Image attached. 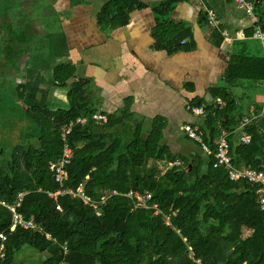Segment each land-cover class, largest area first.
Listing matches in <instances>:
<instances>
[{
    "label": "trees",
    "instance_id": "16d2710c",
    "mask_svg": "<svg viewBox=\"0 0 264 264\" xmlns=\"http://www.w3.org/2000/svg\"><path fill=\"white\" fill-rule=\"evenodd\" d=\"M188 1L160 0L152 6L156 50L172 54L192 49V45H180L190 37V30L169 20L176 6ZM248 1L254 3V11L259 7L258 0ZM146 7L142 0H108L97 14V24L102 31L126 26L130 12ZM206 11L200 23L206 20ZM257 26L264 33V14ZM6 28L0 24V64L5 69L10 56L13 59L20 52L9 46V37L2 38ZM52 79L54 87L66 91L67 108L34 106L18 112V119L26 123L22 143L8 153L0 150V233L7 234L0 264H9L23 246L46 251L43 264H264V212L256 201L258 186L231 181L224 168L212 166L214 140L223 130L233 132L240 122L235 119V97L229 88L243 81L264 86V56L246 54L244 49L229 56L224 84L209 90L222 106L200 99L189 103L203 109L198 129L211 151L206 158L199 153H172L163 142L165 119H150L145 130L141 121L133 119L129 99L122 109L106 115V123L93 120L98 112L90 97L91 81L77 79L74 65L54 64ZM78 118L87 119L88 125H74L63 141L64 128ZM130 121L134 126L127 131ZM245 132L251 136L248 145L232 146L228 139L233 163L264 171V136L257 133L254 123ZM125 136L131 138L126 141ZM65 143L72 157L63 189L75 190L84 183L85 194L97 203L109 192L121 195L108 197L96 209L70 195L49 197L60 186L48 165L61 158ZM157 163L171 165L155 175ZM135 189L151 193L149 209L134 208L123 196ZM19 199L16 212L25 220L32 219L41 231L20 227L9 231L7 206ZM152 205L157 206V214ZM243 228L251 234L242 237Z\"/></svg>",
    "mask_w": 264,
    "mask_h": 264
},
{
    "label": "crops",
    "instance_id": "0c3cea01",
    "mask_svg": "<svg viewBox=\"0 0 264 264\" xmlns=\"http://www.w3.org/2000/svg\"><path fill=\"white\" fill-rule=\"evenodd\" d=\"M8 1L7 13L19 17L7 41L21 52L13 59L10 56L17 69V74L9 77L13 80L17 113L34 106L66 109V91L53 86L52 67L56 63L71 64L77 79L91 81L90 97L98 113L105 117L114 114L129 99L133 119L141 121L144 128L150 125V119H165L163 142L172 153L182 156H207L182 132L185 124L198 128L202 122L201 117L186 111L189 103L200 99L208 105L217 104L209 90L224 84L226 65L233 52L244 49L246 54L264 56L260 40L254 37L259 29L258 17L264 14V0H258L259 7L253 15L225 0L179 4L169 20L190 30V37L180 45H192V49L181 48L172 54L154 48L156 18L152 6L160 0H142L147 7L130 12L126 26L105 31L98 26L96 17L108 0ZM209 9L219 20L216 29L207 20L199 22ZM229 90L235 97V119L239 124L244 118L253 119L257 133L264 136V86L243 81L234 83ZM133 123L128 122L127 128ZM239 124L231 133L223 130L214 143L227 137L232 146H237ZM191 145L195 150L186 151ZM242 230L244 237L251 234L247 228ZM47 257L46 251L23 246L14 252L9 264H43Z\"/></svg>",
    "mask_w": 264,
    "mask_h": 264
},
{
    "label": "built area",
    "instance_id": "2783aa9c",
    "mask_svg": "<svg viewBox=\"0 0 264 264\" xmlns=\"http://www.w3.org/2000/svg\"><path fill=\"white\" fill-rule=\"evenodd\" d=\"M227 2L233 3L242 9L248 14L253 15L254 12V3L248 0H225ZM206 20L212 28H217L219 25V20L216 18L213 10H207ZM254 37H257L260 40L262 48L264 50V33H261L257 29L254 33ZM217 105L222 106L223 103L221 100H217ZM186 111L195 117L203 116V109L200 107H191L187 106ZM92 119L98 122L106 123L107 119L103 114H95L92 116ZM253 119L244 118L239 124L237 130L240 133L239 144L248 145L251 142V136L245 132V128L252 123ZM74 125H88V120L83 118H78L75 122L70 123L67 127L64 128L62 134V140L65 141V135H68L71 132V129ZM182 130L185 132L187 138L193 141L199 146L201 151L206 155L211 153L209 147L202 141L201 132L197 127L190 125L189 123L185 124L182 127ZM72 157L71 148L65 143L63 146V152L61 158L55 163H49V170L53 173L54 182L60 186V189L54 193H49V197L56 199L58 196L70 195L72 198L79 199L84 205H90L94 209L98 205L105 204L108 197L113 195H121L116 191L109 192L106 197H103L100 202H93L84 192V183H80L75 190L63 189L65 180L67 179V166L70 164ZM213 168H224L228 174V178L231 181H245L251 186H258L256 190L257 194V205L259 210L264 212V171L261 169H256L252 167H239L233 163V157L230 155V144L227 140V137H222L215 143V151L213 153ZM123 196L129 198L134 205V208H144L149 209V202L151 200V193L147 190H130ZM21 198V195H19ZM20 199L13 206H7V209L11 213V226L9 231H13L16 227L23 229H36L41 231V227L36 225L32 219L25 220L22 216L16 212V208L19 206ZM151 208L154 210V214H157L159 211L156 205H152ZM56 209L61 211L60 207L57 206ZM96 215H99V212L96 211ZM167 222V221H166ZM45 237L54 241L50 234L46 233ZM7 234L5 232L0 233V258L4 257V242L6 241ZM66 251V247L64 246Z\"/></svg>",
    "mask_w": 264,
    "mask_h": 264
},
{
    "label": "rangeland",
    "instance_id": "374dc122",
    "mask_svg": "<svg viewBox=\"0 0 264 264\" xmlns=\"http://www.w3.org/2000/svg\"><path fill=\"white\" fill-rule=\"evenodd\" d=\"M8 2V0H3L2 2H0V24L4 23L5 25H8V28H6V32H3L4 35L2 37L6 39L8 38V33H10V29L12 27H16L18 25L19 20V17H16L11 13H7L5 7ZM22 17L24 18V15ZM19 33L20 29L18 27L17 34ZM7 67L8 69L5 70V66H2L0 64V150L2 149L6 153L11 150L13 145L22 143L21 132H24V127L26 125L23 120L18 119L19 116L17 115V112L14 109L15 106H13L16 97L13 92V80L9 77H14L17 74V69L12 66V60L9 62ZM132 128L133 124H131V126L126 129L129 131ZM145 128V130H147L149 128V124H146ZM182 132L184 136H186L183 130ZM130 138L131 136L124 137L126 141ZM183 149H185V147H183ZM194 150V145H191L186 149V151L189 152H193ZM151 164L152 163L149 162V167ZM155 166V175H161L169 165L164 163H157ZM244 235L246 234L242 230V237H244Z\"/></svg>",
    "mask_w": 264,
    "mask_h": 264
}]
</instances>
